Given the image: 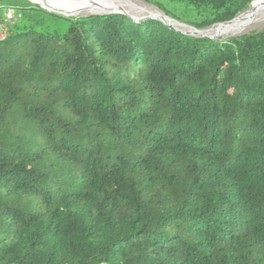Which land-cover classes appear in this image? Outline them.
Returning a JSON list of instances; mask_svg holds the SVG:
<instances>
[{
	"label": "trees",
	"instance_id": "16d2710c",
	"mask_svg": "<svg viewBox=\"0 0 264 264\" xmlns=\"http://www.w3.org/2000/svg\"><path fill=\"white\" fill-rule=\"evenodd\" d=\"M140 1L202 31L256 0ZM7 9L0 264H264V29Z\"/></svg>",
	"mask_w": 264,
	"mask_h": 264
},
{
	"label": "bare ground",
	"instance_id": "6f19581e",
	"mask_svg": "<svg viewBox=\"0 0 264 264\" xmlns=\"http://www.w3.org/2000/svg\"><path fill=\"white\" fill-rule=\"evenodd\" d=\"M42 8L67 16L84 14H100L105 12H125L134 18L154 17L171 24L176 29L208 36L213 39H223L228 36L239 35L249 28L264 23V0H256L250 8L233 21L216 25L204 31H198L189 26L175 22L162 14L160 10L148 6L138 5L132 0H29ZM138 2V1H137ZM139 3V2H138ZM253 29V28H252Z\"/></svg>",
	"mask_w": 264,
	"mask_h": 264
},
{
	"label": "rangeland",
	"instance_id": "374dc122",
	"mask_svg": "<svg viewBox=\"0 0 264 264\" xmlns=\"http://www.w3.org/2000/svg\"><path fill=\"white\" fill-rule=\"evenodd\" d=\"M28 1V0H27ZM133 2H135V3H137L138 5H142V6H148L149 4H147L146 2H144V1H140V0H132ZM139 3H138V2ZM29 2V1H28ZM33 4V3H32ZM35 5H37V4H35ZM37 6H39V5H37ZM150 7H153V8H155V9H157L158 11H159V9L158 8H156V7H154V6H151V5H149ZM39 7H41V6H39ZM42 8V7H41ZM44 9V8H43ZM44 10H46V9H44ZM0 11H2V10H0ZM46 11H48V10H46ZM49 12V11H48ZM161 12V11H160ZM162 13V12H161ZM58 14V13H57ZM107 14V12H105V13H100V14H84V15H80V16H71V17H82V16H87V15H106ZM163 14V13H162ZM147 17L146 16H144V17H140V18H138V19H141L142 21H146L145 19H146ZM144 19V20H143ZM0 21L3 23L4 22V13L3 12H0ZM3 25V27H4V23L2 24ZM5 28V27H4ZM190 28H192V27H190ZM253 28V29H252ZM192 29H194V28H192ZM264 29V23L263 24H259V25H256V26H253V27H251V28H249L247 31H245V32H243V33H241V34H239V35H235V36H228V37H226V38H223V39H213V40H216V41H222V40H227V39H229V38H233V37H239V36H243V35H247V34H250V33H255V32H259V31H262ZM196 30V29H195ZM207 30V29H206ZM181 31H183V30H181ZM202 31H204V30H202ZM183 32H187V31H183ZM187 33H189V32H187Z\"/></svg>",
	"mask_w": 264,
	"mask_h": 264
},
{
	"label": "built area",
	"instance_id": "2783aa9c",
	"mask_svg": "<svg viewBox=\"0 0 264 264\" xmlns=\"http://www.w3.org/2000/svg\"><path fill=\"white\" fill-rule=\"evenodd\" d=\"M19 19H21V15L17 14V12L13 9H7L4 12V24H11L17 22ZM0 21V40H4L6 38V31L3 27V24Z\"/></svg>",
	"mask_w": 264,
	"mask_h": 264
},
{
	"label": "water",
	"instance_id": "95a60500",
	"mask_svg": "<svg viewBox=\"0 0 264 264\" xmlns=\"http://www.w3.org/2000/svg\"><path fill=\"white\" fill-rule=\"evenodd\" d=\"M29 1V0H28ZM30 2V1H29ZM30 3H32V2H30ZM34 4V3H33ZM49 12H51V11H49ZM51 13H54V12H51ZM112 13H115V14H125V15H127V16H129V17H132L130 14H128V13H125V12H107V14H112ZM57 14V13H56ZM106 14V15H107ZM62 15V14H61ZM64 16H67V15H64ZM67 17H71V16H67ZM135 21H142L141 19H138V18H134V17H132ZM144 20V19H143ZM145 20H154V21H158V22H161V23H164L165 25H167L168 27H170V28H172V29H174V30H176V31H178V32H181V33H184V34H187V35H190V36H194V37H199V38H209L208 36H201V35H198V34H192V33H187V32H183V31H181L180 29H176L175 27H173L171 24H169V23H167V22H165V21H163V20H161V19H158V18H154V17H147ZM172 20V19H171ZM173 21H175V20H173ZM175 22H177V21H175ZM179 23V22H178ZM181 24V23H180ZM182 25H185V24H182ZM187 26V25H186ZM190 27V26H189ZM211 39V38H210Z\"/></svg>",
	"mask_w": 264,
	"mask_h": 264
}]
</instances>
